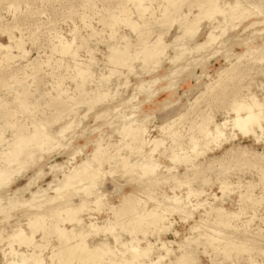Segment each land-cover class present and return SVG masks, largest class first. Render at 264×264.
Returning <instances> with one entry per match:
<instances>
[{"label":"rangeland","instance_id":"obj_1","mask_svg":"<svg viewBox=\"0 0 264 264\" xmlns=\"http://www.w3.org/2000/svg\"><path fill=\"white\" fill-rule=\"evenodd\" d=\"M194 1L175 0V5L167 9L165 0H0V44L14 46L15 42L8 41L11 35L20 42L25 53L23 57L6 62L2 58L4 52L0 50V166L4 155L14 149L19 137H24L19 159L23 160L25 153H31L28 156H31V163L19 172H16L19 164L12 163L7 185H0V207L3 209L0 220L4 221H0V264L17 263L23 256L31 254V247L6 241L12 230L21 228L28 232L27 227L28 230L32 227L34 233L37 231L33 239L43 247V264H58L48 257L53 246L59 245L54 226L57 224L69 230L73 225L60 222L66 217L61 211L78 207L82 200L85 201L84 210L79 216L84 223H88V215L98 225L106 219L112 223L114 219L127 223V227H122L115 222L113 229L116 231L111 230L113 232L109 231L108 235L106 231L101 232L103 235L99 232L86 237L88 245L105 237L116 253V249L124 251V248L113 242V236L119 237L120 241L136 236L135 241L141 242L139 246L144 247L147 243L154 246L151 259L164 242L173 253L160 264L172 261L177 264L174 256H179L178 246L190 239L194 252L192 264H264V133L256 141L254 136L242 137L226 125L221 129L222 133L226 137L235 133L234 138L221 142L218 147L211 140L206 146L201 145V141L194 152L189 147L190 136L198 132L197 124L207 118L214 124L229 123L235 100H246L251 93L264 105V49L257 48L264 42V34L252 33L263 27L244 31L245 26L260 18L248 17L236 28L227 26L225 34L215 43L196 52L194 45L202 44L223 16L215 14L213 20L202 17L196 35L185 38L186 32L178 23L185 15L191 20L198 14ZM233 1L217 0L216 3L221 8L224 3ZM125 17L135 27L127 26L123 21ZM218 30L214 31L216 36L220 34ZM62 41L72 43L70 50L75 52L74 57L70 53L67 54L71 56L59 53L57 47ZM156 41H160L159 45L164 44V54L144 62L141 57L144 51L140 48L145 44L143 48L147 49ZM183 41L185 46L181 51ZM112 48H126L129 59L125 66L109 60ZM255 48L261 54V62H250L248 56L237 58L246 49ZM10 53L19 55L15 47ZM80 69L88 72L85 78L77 75ZM153 80L155 83L147 93L139 90L141 82ZM97 96L102 97L90 107L87 100ZM17 97L24 105L17 103ZM129 121L142 122L145 128L143 151L149 149L153 139L167 138L152 155L159 164V173L155 176H140L139 170H118L115 166L118 159L129 157L132 161L130 158L133 157L136 161L139 158V154L130 153L125 144L129 139L121 131V126ZM66 123L70 126L59 142L34 144L27 141L34 125L41 124L45 132L54 135ZM212 123L208 125L211 129ZM169 129L177 130L182 139L173 142L174 138L168 135ZM255 130L259 134L260 131ZM97 144L105 153L97 157V164L93 162L102 175L93 181L92 194L86 196L80 190L81 186H87L86 181L80 186H68L55 192L61 176L82 160L91 158ZM172 153H175L173 162L169 159ZM184 155H189L188 162L181 159ZM179 181H186L188 185L179 186ZM188 189L193 193L185 198ZM100 191L106 193L105 201L96 206L91 201ZM33 193L45 194L38 202L39 208H30L28 204L8 207L9 201L27 200ZM244 193L253 198L261 197L262 201L256 205L243 202L239 195ZM59 194L56 201H48ZM164 195H177L186 205L183 217L178 211L166 213L168 230L165 232L151 226L140 227L129 213L114 217L108 210L109 205H119L123 197L139 199L138 211L142 205L151 209L162 202L160 204L164 206ZM213 208H221L223 215L237 214V217L228 219L222 215L220 218L211 210ZM38 215H43L44 232L41 227L27 223ZM219 219L225 226L216 224ZM130 223L142 230H134V235L122 232V229L129 232ZM241 238L245 239L248 250L236 251L228 246V252L221 249L230 243L237 244ZM7 244L13 245V252ZM116 256L115 259L119 255ZM145 259L140 264H147L149 259Z\"/></svg>","mask_w":264,"mask_h":264},{"label":"bare ground","instance_id":"obj_2","mask_svg":"<svg viewBox=\"0 0 264 264\" xmlns=\"http://www.w3.org/2000/svg\"><path fill=\"white\" fill-rule=\"evenodd\" d=\"M177 1L180 2L181 0H177ZM246 1L247 2L245 4H243L241 2V0H234L233 2L224 3V5H223L224 7L220 8V7H218L217 0H195L193 5L199 9L198 14L194 17L192 16L193 18L191 20L188 19L187 16L185 15L184 16L185 18L179 21L180 23H178L179 24L178 26L179 27L182 26L184 28L183 31H185L186 34H184L183 36H185V38L194 37L196 35V32H197L198 22L202 19V17L209 19V20L212 18V20H213L215 14L216 15L222 14L221 15V16H223V17H221L222 20L219 22L217 21L216 26H213L212 28L210 27L211 31L207 34L203 43L202 44L196 43L194 45L193 50L196 52H199L200 50H202L206 46H211L213 43H215L217 38H219L225 34V32L227 30V26H230V28H236L241 22H243L244 20H247V18L251 17V16L255 17V19L260 17L259 18L260 20L258 19L256 21L249 23L247 26H245L244 31L247 28L252 29L255 26L256 27L261 26V28L263 27L262 29L255 30L252 33L253 34H260V35L264 34V0H246ZM165 2L167 5L166 8L167 7L170 8V7H173L175 5V0H165ZM252 4L254 5V7ZM189 7H191V6L189 5ZM235 20H237L238 23L235 24ZM123 21L125 23H127V26L129 24V26L131 25V26L135 27L133 25L134 23L132 24L131 21H128L127 17H125L123 19ZM215 30H218L220 32L219 36H216L214 34ZM178 39H181V37H179ZM8 41L9 42H15L14 46L13 45L2 46L0 44V50L4 52L2 58L4 60H6V62L9 60L13 61L17 57H21V56L23 57L25 55V53L22 49V46L17 39H15V38L11 37V35H9ZM159 42L156 41L155 43L153 42V44L150 43L152 45L149 46L147 49L143 48L145 44L141 47V48H143V50H141V48H140V51H142V52L144 51L143 54H142V52H140V54H142L141 57H142V60L144 62H147L148 60L157 58L158 56L160 57V55L162 56L164 54L165 51L163 52V49L165 46H164V44L159 45ZM185 42H186V40H185ZM183 43H184V41L182 42V44ZM71 44L72 43H68V42L65 43L62 41L60 44H58L59 46L57 47V50L62 55L70 53L73 56V54L75 55V52L73 53V51L70 50ZM182 44H180L181 47L182 46L184 47L185 43H184V45H182ZM178 45H179V43H178ZM260 45L261 46L257 47V48L264 49V42H262V44H260ZM13 47H15L18 50L20 56L19 55H12L10 53L11 49H13ZM183 47L181 48V51H183ZM257 48H255V50L246 49V51L243 54L239 55L237 58H241L243 56H248L250 62L259 63L263 59H261V54L258 53ZM259 50H261V49H259ZM184 51H186V48L184 49ZM136 53L139 54V52H136ZM70 54H67V55H70ZM108 58L111 61H114V60L119 61L121 66L122 65L125 66L126 62L129 59L128 55L126 56V48H124L122 50H118L117 48L116 49L112 48ZM174 59H175V57H174ZM174 59H172L171 61H173ZM228 60H230L229 57H228ZM226 61H227V59H226ZM127 67H128V65H127ZM130 69L131 68L129 67L128 70H130ZM129 72H131V71H128V73ZM76 73H78L77 75L82 77V78H85L88 74L87 71L81 70V69L78 70ZM154 83H155V80L148 81L145 83L141 82L139 84V90H144V92L147 93V91L150 89V87H152L151 85ZM102 96H103V94H102ZM102 96H97L96 98H91L90 100H87V103L91 107L98 100H100V98ZM243 99L244 98H241V99L239 98L233 102L232 107H231V111L233 112V117L229 120L228 124H226V122L222 123L221 125L214 124L211 122L212 120H210V118H207L206 120L197 124L198 132L194 133V134L192 133V135L190 136V140H189V147H190L191 151L194 152V150L200 145L199 143L201 141H202L201 145L206 146V145H208L207 142L209 140H211L214 143H217L216 146L218 147V146H220L221 142H226L227 139L234 138L236 136L235 133H231L230 136H227V137L222 133V130H223L224 126H226V125L230 127V131L231 130L236 131L237 134L241 135L242 137H245L247 135H252V136H254V140L258 141L264 133V105L262 104V102H260L256 98L255 95H253L251 93L248 94L246 100H243ZM16 100L20 106L24 105L20 97H17ZM211 123H212V129L208 126ZM69 126L70 125H68V123H66V125L60 127V129L58 130V132H56V134L52 135V134H48L47 132H45L43 127L41 126V124L34 125L33 126V128H34L33 133H31L28 136L27 141H31L34 144H39L41 142L42 143L44 142V144H49L52 141L59 142L58 139H60V138H61V140L63 139V137H64L63 134H64V132H66V130H68ZM167 126L165 127L166 132H167ZM144 129L145 128H144L142 122H137V121H131V122L129 121L127 124H123L121 126V131L123 132L124 137H126L127 140L129 139V142L125 143L127 148H129V151H131L130 153L133 152V153L139 154L138 155L139 158L137 157L136 161H133V157L130 158V159H132V161L128 160L129 157L118 159V160L115 159L116 160L115 166H118V170H119V168H121V170L122 169L128 170L129 168L130 169L133 168L134 170H139L138 174H140V176H145V177L155 176L156 174L159 173V171H158L159 164L153 158L152 155L154 152H156L157 148L163 144V140L167 139V138L163 137L164 135H166V132H164L163 133L164 135L162 136L164 139L163 138L162 139L161 138L160 139H153L151 141V145H150L149 149L147 151H143L144 146H146V141L143 139V134L145 132ZM255 129H258L260 131L259 132L260 135L257 134ZM169 131H168L169 132L168 135L172 136V138H174L173 142L178 141L180 138L182 139L181 135H179V133H177V130L171 131L169 129ZM196 134L201 135V138L197 137ZM42 138L45 139V141H42ZM23 139H24V137H19L18 140L15 142L14 149L9 154L4 155V157H3L4 162L0 166V185H5V186L7 185L8 181H9V179H8L9 175L8 174L10 173V166L12 163H16V164L18 163L19 164V168L17 169L16 172H19L21 168H25L28 165V163H31V159H30L31 156L28 157L29 155H31V153H25V156H24L25 158L23 160H20L18 157L21 154L22 148L24 146L23 145ZM211 141H209V142H211ZM96 146L97 147L93 151L91 158H86V160H82L78 165H76L74 168L70 169L68 172L66 171L67 173L63 174L61 176L62 177L61 181L58 180V182L56 183L57 186L55 187V192L57 191V193H58L62 189L66 188L68 186H71V187L74 185L80 186V184H82L83 182L86 181V182H88L87 186H81L80 190L84 191L83 193H85L86 196L92 194L91 193L92 189L90 187H91V185L93 186L95 184V182H94V184H92L93 181L101 173L99 167L93 166V162H95L97 164V161H96L97 157L101 154L103 156V153H105V151L102 150V147H100L98 144ZM126 146H124V147L126 148ZM174 154L175 153H172L170 156L171 158H169L170 160L172 159V162H173V158H175ZM133 156L135 157V155H133ZM100 157H98V158H100ZM130 157H131V155H130ZM109 159H110V157H109ZM181 159H183L185 162H188L190 158H189V155L188 156L184 155L181 157ZM99 160L100 159H98V161ZM191 161H192V159H191ZM167 170L169 171V169H167ZM101 179H102V177H101ZM100 182H103V181L101 180ZM178 184H179V186L180 185L183 186L184 184L188 185V183L186 181H184V182L179 181ZM53 185H54V183H53ZM93 188H94V186H93ZM223 188H227V186L226 187L223 186ZM71 189H73V188H71ZM103 193L104 192L101 193V191H100V193L95 194L94 200L91 202L96 206H99L100 204H102L103 201H105L104 195H106V193L105 194H103ZM192 193H193L192 190L188 189V192H187L185 198H188L189 195H191ZM44 195L45 194L33 193V194H30V198L27 200L13 199V200L9 201L7 204H8V207L9 206H11V207L15 206L16 204H28L27 206H29L30 208H39L40 203H38V202L40 199H42L44 197ZM59 196H60V194L55 196V197H50V198H48L49 199L48 201L54 202L58 198H60ZM107 196H108V194H107ZM239 196H240L241 201H243V202L248 201L250 204H253V205L259 204L262 201L261 197L253 198L251 195H248L247 193H244V194L239 195ZM162 199H163L162 201L164 202V206H163V204L162 205L160 204L162 202L159 203L157 201L161 206L158 205V203H157V206H154L151 209L150 208L145 209V206L142 205V208L139 207L140 210L138 211L137 210V204H140L139 199L123 197L122 200L120 201L119 205H117V206L109 205L108 210L112 214V216H114V217L127 216V213H129L131 215L133 221L135 223H137L140 227H142L141 225L151 226L156 231L165 232L168 230L167 226H165V220H166V216H167L166 213H172V212L174 213V212L178 211V212H180L181 217H183L182 214L185 212L186 205H185V203H182L181 197H178L177 195H172V196L164 195ZM84 202L85 201L82 200L81 203L76 208H68L67 207L61 211V212H65L66 217H64V218L62 217L60 219V222L64 221L63 223H65V224L67 222L68 223L70 222V223H72L73 226H71V228L68 230V229H65L63 227L61 228V226H58L57 224H55L54 230L58 235L59 245L53 246V251H50L51 252V254L49 253L50 256L48 255L49 260L55 259V263L57 261L58 264H140V262L142 260L147 258V259H149L147 264H160V262L163 261L164 258L167 259V257H169L173 253V251L171 252V251H169L168 248L165 247L164 242H161V247H159L157 250H160V251L164 250L166 253L160 254L159 253L160 251L155 252V255H156L155 258L156 259L155 258L151 259L150 254L152 253L154 246H152V244H150V243L149 244L147 243L146 245H144V247L139 246V244L141 242L139 243V241H137V239L135 241L134 238L136 236H134V238L131 237L128 240L126 239L125 241H120L119 237L117 238V237L113 236L112 237V239L114 238L113 242H115L116 244H119L120 247L124 248V249L122 248L124 251H119L118 249H116L117 250L116 253L113 251L114 248H112L110 246L109 242L104 239L105 238L104 236H103L104 238L102 240L97 241V242L93 243L92 245H88V243L86 242V237H88L90 235H92V237H93V235H95V233H99V232L105 233L106 231H108L107 232V235H108L109 231L116 229V228L113 229L114 228L113 225L115 222L119 223V224H117V223L116 224L121 225L122 227H127V223H120L119 221H116L115 219H114L115 222L113 221L114 223H112V221L110 219H106L101 223V225H98V223H96L95 221H91V220H94V218L90 215L87 216V219L89 220L88 223H84V220L80 217L81 215L79 216V214H81L82 210H84L83 209L84 204H85ZM154 205H155V203H154ZM191 209H193V208H191ZM88 210L89 209H87L86 211H88ZM90 210H92V209H90ZM211 210L214 211L217 215H219L220 218L223 215L221 213L222 212L221 208H213ZM2 211H3V209H2V207H0V212H2ZM55 211L57 214H59V212H60L59 209H57ZM191 212H193V210ZM189 215L191 216V213ZM223 216H225L226 218L229 219V218L237 217V214L225 213ZM7 217H9V215H7ZM1 222H4V221H1ZM134 222H131V223H134ZM27 223L29 226L33 225L36 227H41V230L43 232L45 231L44 226H42L44 224L43 215L35 216L33 220H29ZM131 223L128 225V226H130L129 229H127L129 232L123 231L124 229H122V232L132 234L134 230H137V231L139 230V232H140V230H142V228L133 227ZM248 223H249V221H248ZM216 224L225 226L224 221H222L221 219H219V221ZM67 225H69V224H67ZM0 228H1V226H0ZM30 229L28 230V227H27L28 232H26L21 228H17V229L12 230L11 233L8 232V233H10V235L6 237L7 238L6 241L8 240V243L11 244L13 242V244L17 243V245L19 243V244H23V246L27 245V246L32 248V252L30 251L31 254H29L28 256L26 255L25 257L23 256L21 259H19L20 260L19 262H17V263L11 262V264H43V259L41 258V248H43V247L38 243L36 244L34 239H33V235L36 234L37 231L34 233V230L32 229V227ZM29 231H31V232H29ZM111 232H113V231H111ZM0 233H1V231H0ZM114 233H116V232H114ZM109 235H111V234H109ZM133 235H134V233H133ZM135 235H136V233H135ZM232 235H234V234H232ZM242 236H244V235H242ZM1 238L2 237H0V239ZM41 240H42V238H41ZM1 241H2V239H1ZM225 242L223 244H225ZM245 242H246L245 239L241 238L238 240L237 244H234V243L229 244L228 243L229 245H225V246L222 245L223 247L221 249L224 252H228V251H230L229 248H227V246H228L231 249H234L236 251H240V250L245 251V250L249 249V247L247 245H245ZM10 244L9 245L7 244V246H10ZM12 246H10V248ZM178 247H179V251H178L179 256L178 257L174 256L176 263L177 264H192V261L194 259V252L191 249V240L186 239L184 241V244L182 242V245H179ZM51 248H52V246H51ZM11 250H12V248H11ZM12 252H13V250H12ZM127 252L130 254L128 255ZM106 255L108 256V258L105 257ZM116 255H119L118 258L121 257L122 259H118V258L115 259L117 257ZM105 258H106V260H105ZM174 262L172 261V262H167V263L173 264ZM50 264H52V263L50 262Z\"/></svg>","mask_w":264,"mask_h":264}]
</instances>
